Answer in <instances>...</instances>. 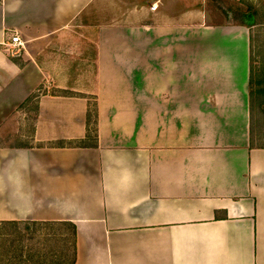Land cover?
<instances>
[{
	"label": "crops",
	"instance_id": "obj_1",
	"mask_svg": "<svg viewBox=\"0 0 264 264\" xmlns=\"http://www.w3.org/2000/svg\"><path fill=\"white\" fill-rule=\"evenodd\" d=\"M249 4L0 0V264H264ZM76 43L94 50L85 89L74 69L50 89L48 54ZM40 89L30 123L18 108ZM71 102L93 104L97 140L40 116Z\"/></svg>",
	"mask_w": 264,
	"mask_h": 264
},
{
	"label": "rangeland",
	"instance_id": "obj_2",
	"mask_svg": "<svg viewBox=\"0 0 264 264\" xmlns=\"http://www.w3.org/2000/svg\"><path fill=\"white\" fill-rule=\"evenodd\" d=\"M245 1L247 4H249V2H252V4H254L255 6H261L262 7V5H264V0H245ZM114 4L115 5H113V9H114L113 12L115 13V11L117 10L118 13H120V8H118L119 3L116 1ZM246 11H248L247 7H246ZM100 20H102V22L106 21V19H99V18L97 19V21H99V22H100ZM236 20H237V24L244 23L243 19L241 17L237 18ZM258 21L260 22L261 19L259 18ZM261 29H263L262 33L264 34V28H261ZM76 37H79V35H77ZM91 44L92 43H89V45H91ZM79 45H80L79 43H76V45H74V46L70 45L69 48H66V49H62V48H59V49L56 48L54 50L51 49L50 53L47 56V61H50L52 71L54 73V75L52 76V79L55 78V80L51 81V85L49 86L50 89L52 87H54L53 85L67 86V81L70 78V76L68 75L69 69H74V72H75V81H72L71 84H69V87L71 85H73V86H75V89L78 87L82 88L85 84L83 82V80L85 78L83 77L81 79V81H77V78L80 75L93 73V71L95 70V61H90V62L87 61V59H89V57L94 56V52H93L94 50L89 49L88 47H87L88 50L83 49V46L82 45L79 46ZM249 61H250V59H249ZM56 79H58V80H56ZM70 88H73V87H70ZM82 89H85V88H82ZM53 90H55V89H53ZM92 103L95 106L94 101ZM93 104H91L92 106L91 105L89 106V108H91V109H88V111L85 115L82 114V109L80 108L83 106L82 103H81L82 106H79V104L75 105L73 102H71V104L69 106V110L66 108L68 103H65V107L64 106L57 107L53 111L51 110V108H50V110L47 109L46 111L45 110L41 111L40 116L42 117V119L45 123L49 121L48 125L50 122H52L53 126L55 124L56 126L53 129L58 130V131H56V133L61 135V134H63V131H64V128H62V127H65L69 130L68 126L62 125L64 123H67L68 118L71 119V124H74V125L78 124L81 126L82 121H80V120L84 121V120L88 119V113L89 112H91L93 115V112H94ZM33 107H34V102L29 103L28 110H30V111L27 114L24 113V118H22V119H24V120L26 119L25 121H28L31 123V122H33V120L35 118H37L36 113H34L35 109H33ZM71 108H73V110H70ZM79 108H80V111H79ZM9 127H10V125H9ZM91 127L94 129V128H97V125L93 122L91 124ZM70 129H72V128L70 127ZM50 131H52V129ZM18 141H19L18 139H15V140L10 141V142L11 143H17ZM3 143H5V141ZM262 143H264V142H262Z\"/></svg>",
	"mask_w": 264,
	"mask_h": 264
},
{
	"label": "trees",
	"instance_id": "obj_3",
	"mask_svg": "<svg viewBox=\"0 0 264 264\" xmlns=\"http://www.w3.org/2000/svg\"><path fill=\"white\" fill-rule=\"evenodd\" d=\"M257 6L250 3L248 11H244V14H252L255 16L256 25L255 26H263L264 23L259 22L260 16L257 13ZM243 24V23H242ZM241 24V25H242ZM245 25V24H243ZM257 28H252L250 32V64H249V74H248V99L250 103V107L252 111L258 110L264 116V34L259 31L255 30ZM41 93V94H40ZM44 93L41 92V89L38 92L31 94L25 102L19 106V110L24 109L29 103L34 102V109L35 112H38V98L40 95ZM54 96H64V97H83V94L75 93L73 91H65V90H58L55 89L51 92ZM97 113L96 110L94 111L93 115L91 112L88 113L87 119V137L96 138L97 135L93 136L91 133L96 132L91 127V124L94 120H96ZM86 137V138H87ZM60 146H63V142H60ZM97 146V145H96Z\"/></svg>",
	"mask_w": 264,
	"mask_h": 264
},
{
	"label": "built area",
	"instance_id": "obj_4",
	"mask_svg": "<svg viewBox=\"0 0 264 264\" xmlns=\"http://www.w3.org/2000/svg\"><path fill=\"white\" fill-rule=\"evenodd\" d=\"M11 44L14 46V47H13V50H14V48H16L17 46H22V43H21L20 38H19L18 36H14V37H12V39H11Z\"/></svg>",
	"mask_w": 264,
	"mask_h": 264
},
{
	"label": "water",
	"instance_id": "obj_5",
	"mask_svg": "<svg viewBox=\"0 0 264 264\" xmlns=\"http://www.w3.org/2000/svg\"><path fill=\"white\" fill-rule=\"evenodd\" d=\"M255 24V20L252 18V21L248 23L249 26H253Z\"/></svg>",
	"mask_w": 264,
	"mask_h": 264
}]
</instances>
